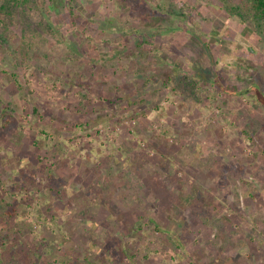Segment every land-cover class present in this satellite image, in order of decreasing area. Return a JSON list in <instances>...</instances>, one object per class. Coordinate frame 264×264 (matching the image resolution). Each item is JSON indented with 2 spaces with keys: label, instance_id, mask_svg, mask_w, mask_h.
I'll return each mask as SVG.
<instances>
[{
  "label": "rangeland",
  "instance_id": "374dc122",
  "mask_svg": "<svg viewBox=\"0 0 264 264\" xmlns=\"http://www.w3.org/2000/svg\"><path fill=\"white\" fill-rule=\"evenodd\" d=\"M241 1L63 0L55 34L37 9L4 31L0 264H264V33Z\"/></svg>",
  "mask_w": 264,
  "mask_h": 264
},
{
  "label": "trees",
  "instance_id": "16d2710c",
  "mask_svg": "<svg viewBox=\"0 0 264 264\" xmlns=\"http://www.w3.org/2000/svg\"><path fill=\"white\" fill-rule=\"evenodd\" d=\"M62 1L63 0H48L39 3L37 0H1L0 26L3 28L0 27V39H4L5 35L3 33L5 30H8L17 23L19 24V21H23V17H26L27 11H32L33 9H37L43 18L40 25L47 28L48 33L55 34L56 27L53 26L51 21V14L55 15L57 12L68 9V3L63 4ZM69 8L72 9L71 7ZM226 9L230 16L237 17L241 22L252 26L258 34L262 35L264 33V0H242L238 5L228 3ZM174 15L176 17L182 16L179 12H177V14L174 13ZM158 20L162 21L164 18L158 17ZM132 36L134 40H130V45L125 47L127 55L130 56L137 53V56H134V58H136L135 60L143 59V57L149 58L151 62L147 59L146 63H148L150 67L156 65L153 63L155 58H158L160 63L162 62V52L159 49L155 50L152 42L141 38L139 34L133 33ZM166 85L169 87L168 89L171 93L183 101V105L187 101H195L197 104L201 102L200 84L191 76L179 74L176 78H170ZM123 99L135 101L131 94L126 98H122V100ZM35 110L37 111V108H35ZM1 117L8 127L9 124L8 121H6L8 115L2 114ZM8 214L10 215V213H7V215Z\"/></svg>",
  "mask_w": 264,
  "mask_h": 264
}]
</instances>
